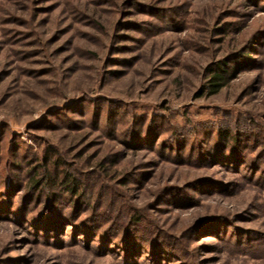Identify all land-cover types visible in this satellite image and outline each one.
<instances>
[{
  "label": "rangeland",
  "instance_id": "374dc122",
  "mask_svg": "<svg viewBox=\"0 0 264 264\" xmlns=\"http://www.w3.org/2000/svg\"><path fill=\"white\" fill-rule=\"evenodd\" d=\"M0 264H264V0H0Z\"/></svg>",
  "mask_w": 264,
  "mask_h": 264
},
{
  "label": "trees",
  "instance_id": "16d2710c",
  "mask_svg": "<svg viewBox=\"0 0 264 264\" xmlns=\"http://www.w3.org/2000/svg\"><path fill=\"white\" fill-rule=\"evenodd\" d=\"M223 72L225 73V71H223ZM225 86H226V77L222 73H215L212 76V78H210V82L207 85V87L211 91L212 95H217ZM73 187H74V185L71 184L70 189H73Z\"/></svg>",
  "mask_w": 264,
  "mask_h": 264
}]
</instances>
